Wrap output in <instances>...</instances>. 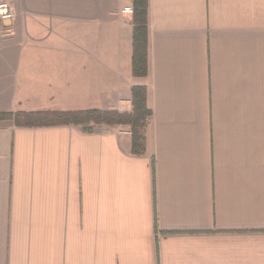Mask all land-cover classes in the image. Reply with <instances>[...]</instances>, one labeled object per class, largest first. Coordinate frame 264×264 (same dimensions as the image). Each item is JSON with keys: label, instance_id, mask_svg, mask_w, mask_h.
Masks as SVG:
<instances>
[{"label": "crops", "instance_id": "obj_1", "mask_svg": "<svg viewBox=\"0 0 264 264\" xmlns=\"http://www.w3.org/2000/svg\"><path fill=\"white\" fill-rule=\"evenodd\" d=\"M0 264H264V0H0ZM152 112L129 126L16 115Z\"/></svg>", "mask_w": 264, "mask_h": 264}, {"label": "trees", "instance_id": "obj_2", "mask_svg": "<svg viewBox=\"0 0 264 264\" xmlns=\"http://www.w3.org/2000/svg\"><path fill=\"white\" fill-rule=\"evenodd\" d=\"M134 56L133 73L135 77H145L148 73V11L149 0H134ZM0 114V120L12 117ZM152 116L147 107V90L133 88V110L131 113L109 112L97 109L80 112H49L16 115V123L25 126H82L92 132L93 127L129 126L132 133V151L142 155L146 150V130Z\"/></svg>", "mask_w": 264, "mask_h": 264}, {"label": "built area", "instance_id": "obj_3", "mask_svg": "<svg viewBox=\"0 0 264 264\" xmlns=\"http://www.w3.org/2000/svg\"><path fill=\"white\" fill-rule=\"evenodd\" d=\"M124 15H134V7L127 6L121 10ZM15 10L7 2H0V43L6 38L7 30L5 29V23L13 20L15 18Z\"/></svg>", "mask_w": 264, "mask_h": 264}]
</instances>
